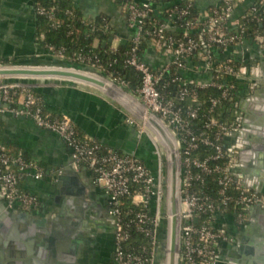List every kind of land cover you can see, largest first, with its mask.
Here are the masks:
<instances>
[{
	"label": "built area",
	"instance_id": "1",
	"mask_svg": "<svg viewBox=\"0 0 264 264\" xmlns=\"http://www.w3.org/2000/svg\"><path fill=\"white\" fill-rule=\"evenodd\" d=\"M151 1L158 5L168 0H123L121 6L132 29V44L125 61L140 75V85L130 90L144 113H150L160 120L175 144L178 160L176 264H216L219 243L230 240L231 236L224 228L214 225L215 216L220 212L229 214L239 224L246 218L248 207L255 204L264 207V194L243 186L230 172L236 156L224 141L238 124L235 111L240 91L251 83V74L243 59L232 56L228 48L248 39L264 46V30L254 29L248 36L246 26L240 22L241 15L262 21L264 0H253L235 19L231 17L232 12L240 0H220L209 6L202 16L198 12L194 19L186 20L180 34L165 33L171 26L168 21L153 23L151 30L145 27L149 12L153 9ZM35 12L52 17L53 8L36 5ZM187 12V5H175L169 9L168 15L179 17ZM193 26L198 30V35L190 33ZM144 36L150 37L149 45L155 50L170 56V60L156 70L138 55ZM115 44L112 42V45ZM43 48L53 56L95 64L91 62L90 55L77 52L68 56L64 47L51 43ZM13 66L16 64L12 60H0V68ZM185 71L189 74L186 75ZM167 75H170L169 80L162 81ZM3 77L32 76L0 74V113L8 111L30 116L37 125L58 133L72 148L74 165L89 166L94 173V181L106 191L111 204L110 212L115 215L117 223L116 264H154L161 200L167 209L165 221L168 224V175L161 184L158 176L140 158L119 152L86 133H78L74 121L67 114H52L45 110L41 96L34 92L31 85L4 83ZM114 79L126 86V81ZM169 83L175 87L172 95L165 91ZM207 85L216 86L219 93L207 97L204 109L207 118L203 122V129L196 131L189 125V119L198 117L203 106L196 89ZM187 97L194 103L183 109L178 101ZM224 109L230 111L231 119H218L220 110ZM139 129L142 130L141 125ZM201 145L209 146L211 151L204 156L195 154L194 151ZM164 149L168 167L167 148L164 146ZM31 170H34L36 177L43 175V169L36 160L0 141V185L9 202L19 203L25 208L38 206L37 196L20 186L21 179ZM210 173L215 174V197L202 188L191 186L192 182L203 183L205 175ZM133 184L141 186L132 195V202L138 209L124 219L119 205L120 197L129 194ZM225 208H231L232 213H224ZM194 216H197V221H194ZM132 230L150 238L153 250L149 255L128 245Z\"/></svg>",
	"mask_w": 264,
	"mask_h": 264
},
{
	"label": "crops",
	"instance_id": "2",
	"mask_svg": "<svg viewBox=\"0 0 264 264\" xmlns=\"http://www.w3.org/2000/svg\"><path fill=\"white\" fill-rule=\"evenodd\" d=\"M219 1L194 0V3L202 16L209 6L217 4ZM252 1L240 0L234 6L231 17L233 19L238 17ZM74 4L86 18L93 17L100 12L108 14L110 24L117 31L116 36L113 38V43L120 42L125 35L132 33V29L127 24L122 7L114 0H74ZM36 25V14L30 6L29 0H0V58L3 55L29 57L35 51L36 46L40 44ZM263 49V45H259L250 39L228 48V52L232 56L243 59L251 74V83L240 91L235 111L238 124L224 138V141L230 149L234 150L236 156L231 166L235 174H232L238 178H251V180L259 181L264 188V164L259 163V160H255L257 151L254 148L259 142L255 137L259 135V129H263L260 125H262L264 120V88L260 89L261 82L264 85ZM145 58L152 66L158 68L170 60L169 55H162L150 45L148 46ZM185 73L186 75L189 74L188 71H185ZM89 74L97 76L107 84L112 85L113 83L98 74ZM57 77L74 79L96 86L106 94L118 99L131 113L139 116L138 112L125 104L109 89L105 88V86L72 76ZM71 89L60 90L59 87L50 86L47 91L43 93L38 92L42 98L45 110L52 114H61L62 111L72 113L75 118L74 123L80 130L85 133L82 127L90 129L99 135V137L97 136L95 138L107 145L114 144L115 146L113 148L121 152L122 147L125 149H134L136 145H139L141 150L146 149L147 142L145 138L138 135L136 132L137 127L135 128V126L129 124L120 113V110L118 111L115 106L105 100V102H101L97 99L87 98L88 91L80 88ZM123 92L126 97L138 104L134 96L125 91ZM36 126L37 124L35 123L34 125L32 120L29 121V119H25L24 117L14 116L11 112L0 113V141L8 145L11 149L21 150L27 157L36 160L43 169V175L39 179L31 178L26 174L20 181V186L23 190L37 196L39 201L38 206L25 208L19 203L9 202L6 192L1 185L0 200L4 201V199H7L9 203H7L6 207L15 210V215H19L21 209H27L36 215H46L50 208L51 217H55L60 212L63 221H65L67 213L71 210L70 205L66 202L67 199L65 196L67 195L66 189L70 186L71 181L69 177H64L65 173L63 171V162L70 156L69 145L59 135L56 137L50 133L36 132ZM149 127L154 130L157 140L164 145L165 141L159 131L152 124ZM261 139V141H264V137ZM74 167L80 171L78 179L83 184L90 181L88 184H92L95 187L93 198L87 199L90 200L89 204L86 202L87 206L85 208L88 209L86 218L88 220L85 219V221H89L92 227L96 221L103 224L105 219L99 217V209L106 204L108 196L102 187L94 181V173L89 166L78 164ZM57 170L59 175H63L62 178L56 177L55 171ZM84 199L81 198V201L83 202ZM13 204L17 207L12 208L11 206ZM229 216V214H224L222 217L218 213L215 216L214 225L222 228L226 224V218ZM251 216L255 218V223L251 231V236L255 242L260 238H264V235L261 233L263 225L259 221L261 215L253 205L248 207L244 221L237 224L239 228L238 235H242L244 227ZM71 219L73 220H70V223L76 221L74 218ZM169 247L170 235L168 227L162 264H166V254ZM224 248L226 252L227 247ZM99 252L97 246L91 245L89 249L87 248L86 253H84L87 257L83 255L82 250L78 251L77 256L80 258V263L82 264H85L87 258L88 262H97L100 258ZM218 252H220L221 257L216 264H229L226 259V254L224 252L222 253V241L218 245ZM12 264H16V262L12 260Z\"/></svg>",
	"mask_w": 264,
	"mask_h": 264
},
{
	"label": "water",
	"instance_id": "3",
	"mask_svg": "<svg viewBox=\"0 0 264 264\" xmlns=\"http://www.w3.org/2000/svg\"><path fill=\"white\" fill-rule=\"evenodd\" d=\"M108 40L112 41V37H109ZM0 60H12V62L16 64V66L13 67L0 68V74H21L23 76H32L3 77L2 81L4 83L17 82L28 84L32 86L34 91L39 93L47 91L50 86L59 87L60 90L80 88L88 91L86 95L87 98L97 99L101 102L107 101L111 105L115 106L118 111H121L120 113L129 124L135 126V128L137 127L136 132L139 136L145 138L147 142L146 149L141 150L139 145H136L134 149H125L122 147V152L133 154L140 158L152 171V173L158 176L161 184L164 183L165 176L168 175V204L170 215L168 222L170 224V251L168 264H176L178 226V160L173 139L160 122L150 113L146 114L149 122L159 131L163 140L167 144L168 167L165 163L166 151L163 144L157 140L154 130L144 124L140 117L131 113V111L125 105L121 104L118 99H115L98 87L88 83L64 77H56L72 76L105 86V88L109 89L125 104L133 108L140 115H143L144 109L126 97L123 92L125 91L132 95V92L128 91L129 88L120 84L106 71L83 61L67 57L53 56L40 44L36 46L35 51L29 57H22L19 55H3ZM89 73H95L108 79L117 85L121 90L105 83L102 79ZM263 88L264 85H262L261 82L260 89ZM136 98H138V96H136ZM63 113L67 114L74 121L75 118L72 113L62 111L61 114ZM11 114L14 116L24 117L25 119H29V121L32 120L35 125L33 118L30 116L16 115L12 112ZM128 118H132L133 120L129 121ZM140 125H142V130L139 129ZM260 126L263 129H259V135L255 137L259 140L257 145L254 147L257 151L255 160H259V163L264 164V141H261V138L264 137V120ZM36 127V132L50 133L53 136L58 137V133L55 131L44 128L40 125H37ZM82 128L85 130L86 134L93 137H99L97 133H94L90 129L85 127ZM108 145L111 147L115 146L114 144ZM68 148L70 156L63 162V171L65 173L64 177H69L71 181L70 186L66 189L67 195H65L67 199L66 202L71 207V210L67 213V218L70 219L66 218V220L63 221L60 212H58L55 217H51L50 208L46 215H36L27 209H21L19 215H15V210L6 207L7 203H9L7 199H4V201L0 200V264H12V260L15 261L16 264H78L77 240L75 241L72 239L71 234L70 236H65V234H69L75 228L72 224H69L70 220H73L71 218H74V220L78 222H84L88 212V209L85 208V206H87L86 202L89 204L90 200L87 199L93 198V191H95V187L92 184H88L90 181L83 184L78 179L80 171L74 167L72 148ZM55 172L56 177H63V175H59L58 170ZM230 172L235 174L233 168H230ZM33 173L34 170H31L30 174H27V176L35 179H39L41 177H36ZM235 177L238 178L236 175ZM238 179L243 186L251 187L253 190L264 194V188L259 181L251 180V178ZM102 189L106 193L103 187ZM81 198H85L83 202L81 201ZM161 199H163V197ZM11 207L13 208L17 206L13 204ZM253 207L258 210L261 215V218L259 217V221L263 225L261 233L264 235V207L258 204L253 205ZM159 212L160 214L157 218L156 232L158 235L160 234L161 247L163 248L168 231V224H166L165 219L161 215V206H159ZM219 215L223 217L224 214L220 212ZM193 219L194 221H197V216H194ZM226 220V224L222 226V228L230 234L231 238L230 240L222 242V253L224 252L226 254L227 262L229 264H264V238H260L254 242L253 237L251 236L255 218L251 216L248 219V223L245 225L241 236L238 235L239 228L234 218L230 215L226 218ZM224 247H227L226 252ZM220 257L221 254L218 252L216 263L219 262Z\"/></svg>",
	"mask_w": 264,
	"mask_h": 264
},
{
	"label": "trees",
	"instance_id": "4",
	"mask_svg": "<svg viewBox=\"0 0 264 264\" xmlns=\"http://www.w3.org/2000/svg\"><path fill=\"white\" fill-rule=\"evenodd\" d=\"M114 1L120 6L123 4V0ZM36 5L53 8L52 17H48L46 14L36 13L37 36L42 47L51 43L57 47H64L65 53L68 56H73V54L77 52L90 55L92 59L91 62H94L95 66L106 71L118 80L126 81L127 88H135L140 85L139 72L125 61L132 44V34L125 35L120 42L112 45V41H109L108 38L115 37L117 31L113 25L110 24L108 14L100 12L93 17L86 18L82 15L80 9L74 4V0H36ZM150 5L153 9L150 10L148 22L145 25L149 30L152 29L153 23L155 22L168 21L171 26L165 31V33L170 32L180 34L183 27H185L186 20H192L198 14V9L195 6L194 0H168L158 5H155V3L153 4L151 1ZM175 5H187L188 12L179 17L177 15L169 16V9L173 8ZM240 22L246 26L248 36L253 33L254 29L260 31L264 30V19L262 21H256L249 15H241ZM190 33L198 35V30L193 26L190 28ZM149 40L150 37L148 36L142 37L138 48V55L146 62L145 55L148 50ZM147 63L150 64L149 62ZM150 66L153 70H156L157 68L151 64ZM171 71H173L172 68ZM169 78L170 75H167L162 78V81H167ZM165 91L168 95H172L175 92L174 84L169 83L165 88ZM196 91L198 99L202 101L203 106L198 117L189 119V125L191 128L199 131L203 129V122L207 118V115L204 112L206 99L209 95L218 94L219 88L207 85L204 87H198ZM34 92L39 95L38 92ZM178 103L182 105L183 109H185L190 106V104L194 103V100L187 97L178 101ZM218 117L219 120H229L232 118L230 111L227 109H224L223 111L220 110ZM75 128L78 133H84L76 125ZM214 128L215 126L211 130ZM224 147H226V145H224ZM118 151L121 152L120 150ZM210 151L211 148L209 146L201 145V147L194 152L195 154L198 153L200 156H204L205 153ZM23 154L25 155V153ZM222 161L221 158L220 162L222 163ZM214 177L215 174L210 173L205 175L203 183L199 184L198 182H192L191 186L193 188H202L204 191L215 197L217 193ZM138 189H141V186L139 184H133L130 193L120 197L119 205L124 219L130 217L133 211L138 209V206L132 202V195ZM224 213H232V209L225 208ZM128 245L136 251H144L148 255L151 253V250H153L150 238L145 236L142 232L135 230H132Z\"/></svg>",
	"mask_w": 264,
	"mask_h": 264
},
{
	"label": "flooded vegetation",
	"instance_id": "5",
	"mask_svg": "<svg viewBox=\"0 0 264 264\" xmlns=\"http://www.w3.org/2000/svg\"><path fill=\"white\" fill-rule=\"evenodd\" d=\"M29 4L35 12L36 0H29ZM100 208L99 217L105 219L103 224L96 221L95 224L93 222L94 226L92 227V225L89 224V221L84 220L83 223L81 221H73L69 224H72L75 227L74 230H72L69 234H65V236H70L71 234V238L75 241L77 240L76 243L78 244V251L82 250L83 255L86 253L87 248L89 249L91 245L97 246V249L100 251V258L97 262H88L87 258L85 264H116L114 257L117 233L116 218L115 215L110 212L111 204L109 200H107L106 204ZM84 256L87 257L86 255ZM78 261L79 264H82L80 263V258H78Z\"/></svg>",
	"mask_w": 264,
	"mask_h": 264
},
{
	"label": "rangeland",
	"instance_id": "6",
	"mask_svg": "<svg viewBox=\"0 0 264 264\" xmlns=\"http://www.w3.org/2000/svg\"><path fill=\"white\" fill-rule=\"evenodd\" d=\"M128 91L131 92L130 88L128 89ZM137 95V94H136ZM138 96V95H137ZM142 126V125H141ZM161 207H162V217L165 219L166 216H167V209H166V206L164 205L163 203V200H162V203H161ZM166 222V221H165ZM158 245L154 251V255H155V258H154V264H162L163 262V259H164V253H165V245L164 247L162 248L161 247V239H160V234L158 235Z\"/></svg>",
	"mask_w": 264,
	"mask_h": 264
},
{
	"label": "bare ground",
	"instance_id": "7",
	"mask_svg": "<svg viewBox=\"0 0 264 264\" xmlns=\"http://www.w3.org/2000/svg\"><path fill=\"white\" fill-rule=\"evenodd\" d=\"M18 75V74H16ZM21 75V74H19ZM49 76V75H48ZM57 77V76H56ZM68 77V76H67ZM112 86L115 88H119L117 85H115L114 83H112ZM120 89V88H119ZM121 90V89H120ZM147 114V113H146ZM145 113L143 115H140L138 117H140L143 121V123H145L146 125H150L151 123L149 122V120L147 119V115ZM153 116V115H152ZM155 117V116H153ZM156 118V117H155ZM157 119V118H156ZM160 122V124L165 128V126L161 123L160 120H158ZM166 129V128H165ZM167 131V130H166ZM168 132V131H167ZM164 146L167 148V144L165 143ZM169 180V179H168ZM177 213H178V204H177ZM170 219V215H169V206H168V222ZM168 227H169V235H170V224L168 223ZM169 251H170V247L167 249V254H166V264H168V256H169Z\"/></svg>",
	"mask_w": 264,
	"mask_h": 264
}]
</instances>
